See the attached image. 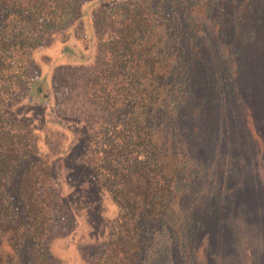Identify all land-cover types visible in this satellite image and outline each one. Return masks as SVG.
<instances>
[{"label": "trees", "instance_id": "trees-1", "mask_svg": "<svg viewBox=\"0 0 264 264\" xmlns=\"http://www.w3.org/2000/svg\"><path fill=\"white\" fill-rule=\"evenodd\" d=\"M257 38L264 0H0V264H189L209 224L214 254L225 217L191 211L187 188L217 173L219 108L237 135L255 102L264 138ZM245 147L209 207L246 204Z\"/></svg>", "mask_w": 264, "mask_h": 264}, {"label": "rangeland", "instance_id": "rangeland-1", "mask_svg": "<svg viewBox=\"0 0 264 264\" xmlns=\"http://www.w3.org/2000/svg\"><path fill=\"white\" fill-rule=\"evenodd\" d=\"M85 41L90 43L84 46L81 51L83 57L91 59L94 55L92 50L93 46H91L92 42L89 39ZM259 41L261 40L257 38L256 43L253 45L254 60L257 59L256 63L259 68V70H253L250 75L251 80L255 78V80H253V86L255 85L256 80L258 82L261 76H264V47ZM85 48L88 49L84 50ZM263 76L261 79V85L264 83ZM220 79H223V77L220 76ZM42 93L43 90L39 94L35 93V95L40 96ZM35 95L31 92L33 98H30L31 108H37L34 104L36 101H40ZM62 96H64V94L61 93V97ZM74 101V97H70V95L67 96L64 104L61 105L63 106V109L66 110L63 112L69 113L68 110L71 105L74 104ZM248 102L249 101H247L246 104H248ZM246 104L243 106H236L238 108L236 110L234 121L238 126L237 135L235 128L229 124L231 120L227 118V111L224 109L227 107L219 108V115L221 114L223 117L220 115L221 118H219V122L222 120V134L220 137L221 141L218 144L219 154H216L215 158L218 160V164L215 167L217 173L214 174L212 170L209 173L205 172L191 187L187 188L188 191L192 190L190 196H188L189 200L186 204L191 211L198 213L203 218L208 217L209 215L216 216L219 212V214H223L222 219L225 217V220L220 227H217L221 230V233H219L220 239L217 248L212 250V252H216L212 254L206 250L203 244L204 239L208 238L210 235H218L217 233L219 232L209 224V227L199 234L201 242L194 246L193 253H191L194 258L192 261H189V264H238L237 261H234V258L240 250H243L244 253L241 264H264V164L261 165L263 162H260L255 153V145H259L261 153L264 154V138L262 140L258 139V141H254L251 124L253 116L251 117L249 109L251 104ZM75 106L76 108H79L80 105H74L73 108ZM33 115L36 116V113L33 112ZM226 124L228 127L225 126ZM57 130L58 126H55L52 122L49 123L47 128H45V132H47L48 135L47 140L53 145V147L58 146L56 138L59 137H54L53 135ZM244 147V154L248 151L250 153V165L252 162L253 165H255L254 171L252 170L253 166L249 167L247 172L250 174V177L247 178V181H245L243 185V187L246 186V196L244 197L245 200L240 202H246V204L240 207L239 211L235 210V212L223 210V206H220L221 204L213 208L209 207V204L211 203L212 206H214L218 198H220L225 192V188L228 187L227 176L224 174V164L230 160V157L235 156V153L237 157H239ZM232 151H234V153ZM234 193H232V195ZM228 217L232 218L228 220ZM239 230H241V234L240 232L238 233ZM84 233L85 231H83V234ZM223 246L225 250H222ZM174 257L175 255L172 257L169 256V260L167 261L169 262L168 264H176L174 262ZM180 264H183V262L181 261Z\"/></svg>", "mask_w": 264, "mask_h": 264}]
</instances>
